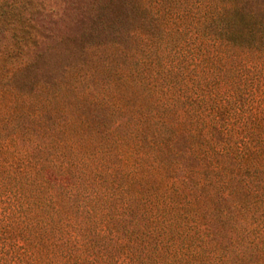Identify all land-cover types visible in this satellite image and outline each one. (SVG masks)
I'll use <instances>...</instances> for the list:
<instances>
[{"label":"trees","instance_id":"1","mask_svg":"<svg viewBox=\"0 0 264 264\" xmlns=\"http://www.w3.org/2000/svg\"><path fill=\"white\" fill-rule=\"evenodd\" d=\"M2 3L0 62L20 57L0 99L30 122H0V264H264V0H133L128 74L37 107L40 35L22 24L39 10Z\"/></svg>","mask_w":264,"mask_h":264},{"label":"rangeland","instance_id":"2","mask_svg":"<svg viewBox=\"0 0 264 264\" xmlns=\"http://www.w3.org/2000/svg\"><path fill=\"white\" fill-rule=\"evenodd\" d=\"M178 1L144 0V4L148 6L150 14L154 15L157 11V14L165 15L169 5L173 13L181 11ZM2 2L8 10L16 11V13L20 8L25 9L21 6L24 2L31 3V8L24 4L27 11L33 8L39 10V14L33 17L30 24L26 21L22 24V30L25 33L33 34L30 29L27 30V27L31 25L39 33L40 46L38 50L42 53L40 58L35 59V74L31 73L23 87L27 93L33 92L34 95L24 98V100L19 99L23 102L32 99L31 106L37 107L46 97L51 98L46 94L53 93V96L59 94L60 97L65 89L74 87L76 80L81 82L84 75L85 81L81 82L75 92H81L85 87L87 89L88 84H104L117 74H128L131 61L130 53H133L130 49L131 45L136 55H142L136 49L138 45H134V42L132 43L128 39V31L138 26L141 20L139 13L135 9L132 10L133 0H2ZM11 2L13 7L9 6ZM152 17L154 18L149 15L150 19L146 18L145 26L148 31L156 29V24L151 20ZM7 19L4 21L5 27H2L6 30L12 27L10 24L13 17ZM15 39L7 37V44H14ZM110 42H118L121 47L116 49L109 45H103ZM100 46L101 49H99ZM18 50L20 51V49ZM8 54L10 55V53ZM8 54L5 53L4 61L0 62V67H4L3 71L0 70V76L5 75L16 65L12 61L13 58L19 59L20 57L16 53L9 57ZM66 67L67 70H65ZM36 82H48L47 88L32 87ZM76 83L78 82L76 81ZM0 86H4V81L0 80ZM99 86L96 85L97 90ZM69 92L71 93L68 95L72 98V90ZM122 94L126 96L124 98L125 106L139 107L146 104L144 99L143 102L141 101L142 96L132 94L131 90L129 91L127 88ZM62 99L67 101L64 95ZM65 105V102L51 101L49 108L61 109ZM20 106L19 101L15 102L10 95L5 94L0 99V122H5L6 118L11 122H30L27 117L20 119L14 117ZM45 120L48 121L47 118ZM94 120L98 119L94 117ZM107 122H114V120L108 119ZM12 149L17 150L18 148L14 145L11 147Z\"/></svg>","mask_w":264,"mask_h":264}]
</instances>
